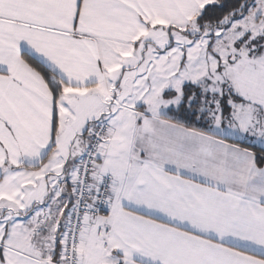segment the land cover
I'll use <instances>...</instances> for the list:
<instances>
[{
    "label": "snow or ice",
    "instance_id": "6c2138e0",
    "mask_svg": "<svg viewBox=\"0 0 264 264\" xmlns=\"http://www.w3.org/2000/svg\"><path fill=\"white\" fill-rule=\"evenodd\" d=\"M0 264H264V0H0Z\"/></svg>",
    "mask_w": 264,
    "mask_h": 264
},
{
    "label": "trees",
    "instance_id": "16d2710c",
    "mask_svg": "<svg viewBox=\"0 0 264 264\" xmlns=\"http://www.w3.org/2000/svg\"><path fill=\"white\" fill-rule=\"evenodd\" d=\"M246 146H248V147H252L251 145H246ZM252 150L253 151H256L258 154L260 153V148L259 147H252Z\"/></svg>",
    "mask_w": 264,
    "mask_h": 264
},
{
    "label": "crops",
    "instance_id": "0c3cea01",
    "mask_svg": "<svg viewBox=\"0 0 264 264\" xmlns=\"http://www.w3.org/2000/svg\"><path fill=\"white\" fill-rule=\"evenodd\" d=\"M246 146V145H245Z\"/></svg>",
    "mask_w": 264,
    "mask_h": 264
}]
</instances>
